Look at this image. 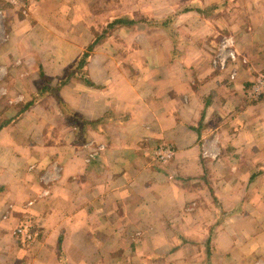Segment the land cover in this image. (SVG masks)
<instances>
[{
	"label": "crops",
	"instance_id": "0c3cea01",
	"mask_svg": "<svg viewBox=\"0 0 264 264\" xmlns=\"http://www.w3.org/2000/svg\"><path fill=\"white\" fill-rule=\"evenodd\" d=\"M260 76L264 0H0V264H264Z\"/></svg>",
	"mask_w": 264,
	"mask_h": 264
},
{
	"label": "built area",
	"instance_id": "2783aa9c",
	"mask_svg": "<svg viewBox=\"0 0 264 264\" xmlns=\"http://www.w3.org/2000/svg\"><path fill=\"white\" fill-rule=\"evenodd\" d=\"M230 48L231 43L229 40L224 39L221 41L219 53L215 57V60L213 62L215 66L218 65L219 68H223L227 58H229L230 60H234V55L230 51ZM262 95H264V76H260V78L252 86L251 90L248 92V96H251V98H257ZM156 155L160 160H167L168 158H170V150L165 147H159ZM31 230L32 226L30 225V221H25L21 223L16 229L15 235L21 239L22 243L29 245L34 238Z\"/></svg>",
	"mask_w": 264,
	"mask_h": 264
},
{
	"label": "trees",
	"instance_id": "16d2710c",
	"mask_svg": "<svg viewBox=\"0 0 264 264\" xmlns=\"http://www.w3.org/2000/svg\"><path fill=\"white\" fill-rule=\"evenodd\" d=\"M121 23L126 24V22H125L124 19H122V21H121V20H116L114 23H112V24L110 25V27H113V26L118 25V24H121ZM108 27H109V26H108ZM81 63H82V61L80 62V64H81Z\"/></svg>",
	"mask_w": 264,
	"mask_h": 264
}]
</instances>
